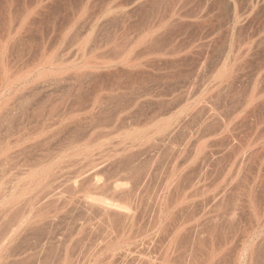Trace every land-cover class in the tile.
Instances as JSON below:
<instances>
[{"label":"rangeland","instance_id":"rangeland-1","mask_svg":"<svg viewBox=\"0 0 264 264\" xmlns=\"http://www.w3.org/2000/svg\"><path fill=\"white\" fill-rule=\"evenodd\" d=\"M0 49V264H264V0H0Z\"/></svg>","mask_w":264,"mask_h":264},{"label":"bare ground","instance_id":"bare-ground-1","mask_svg":"<svg viewBox=\"0 0 264 264\" xmlns=\"http://www.w3.org/2000/svg\"><path fill=\"white\" fill-rule=\"evenodd\" d=\"M0 50H1V49H0ZM1 53H2V52H1ZM1 56H2V55H1ZM14 98H15V97H14ZM12 99H13V98H12ZM16 100H17V99H16ZM8 102H9V101H8ZM0 104H1V103H0ZM14 104H15V103H14ZM16 105H17V104H16ZM16 105H15V106H16ZM22 105H23V104H22ZM52 105H53V104H52ZM15 106H14V107H15ZM55 106H56V105H55ZM2 107H3V106H2ZM17 107H18V106H17ZM27 107H28V106H27ZM30 107H32V106H30ZM5 108H6V107H5ZM5 108H4V109H5ZM49 108H50V107H49ZM52 108H53V107H52ZM40 109H41V107H40ZM54 109H55V108H54ZM11 110H12V109H11ZM15 110H16V109H15ZM29 110H30V109H29ZM49 110H50V109H49ZM49 110H48V111H49ZM2 111H4V110H2ZM2 111H1V112H2ZM25 111H26V110H25ZM48 111H47V113H48ZM4 112H5V111H4ZM7 112H8V111H7ZM7 112H6V113H7ZM21 112L23 113V111H21ZM28 112H29V111H28ZM33 112H34V111H33ZM45 112H46V111H45ZM52 112H53V111H52ZM10 113H11V112H10ZM13 113H14V112H13ZM19 113H20V112H19ZM25 113H26V112H25ZM2 114H3V113H2ZM15 114H16V113H15ZM23 114H24V113H23ZM32 114H33V113H32ZM10 115H11V114H10ZM30 115H31V113H30ZM0 116L2 117L1 113H0ZM6 116H7V115H6ZM4 117H5V116H4ZM35 117H36V116H35ZM26 118H27V117H26ZM39 118L41 119L40 116H39ZM1 119H2V118H1ZM6 119H9V118H6ZM29 119H30V118H29ZM31 119H32V117H31ZM40 119H39V120H40ZM43 119H45V118H43ZM46 119H47V118H46ZM21 120H22V119H21ZM27 120H28V119H27ZM34 120H35V119H34ZM39 120H37V121H39ZM71 120H73V119H71ZM37 121H36V122H37ZM14 122H15V120H14ZM54 122H55V121H54ZM8 123H9V122H8ZM10 123H11V122H10ZM17 123H18V122H17ZM19 123H20V122H19ZM19 123H18V125H19ZM29 123H30V122H29ZM41 124H42V123H41ZM72 124L74 125V123H72ZM20 125H21V124H20ZM50 125H51V124H50ZM26 126H27V125H26ZM30 126H31V125H30ZM43 126H44V124H43ZM47 126H48V125H47ZM7 127H8V126H7ZM37 127H39V126H36V128H37ZM0 128H1V127H0ZM45 128H46V127H45ZM60 128H61V127H60ZM6 129H7V128H6ZM27 129H28V128H27ZM31 129H32V126H31ZM38 129H39V128H38ZM9 130H10V129H9ZM19 130H20V129H19ZM43 130H44V129H43ZM30 131H34V130H30ZM10 132H11V131H10ZM52 132H53V131H52ZM57 132H58V130H57ZM8 133H9V132H8ZM23 133H24V132H23ZM28 133H29V132H28ZM28 133H27V134H28ZM35 133H36V132H35ZM2 134H3V133H2ZM27 134H26V135H27ZM24 135H25V134H24ZM2 136H3V135H2ZM4 136H5V135H4ZM46 136H47V135H46ZM23 137H24V136H23ZM38 137H39V136H38ZM48 137H49V136H48ZM48 137H47V138H48ZM2 138H4V137H2ZM20 138H21V137H20ZM42 138H43V137H42ZM51 138H52V137H51ZM54 138H55V137H54ZM34 139H35V138H34ZM34 139H32V140H34ZM52 139H53V138H52ZM8 140H9V139H8ZM14 140H15V139H14ZM41 140H43V139H41ZM11 142H12V141H11ZM11 142H10V143H11ZM24 142H25V141H24ZM37 142H38V141H37ZM10 143H9V144H10ZM12 143H13V142H12ZM49 143H50V142H49ZM29 144H30V143H29ZM33 144H34V143H33ZM24 145H25V144H24ZM30 145H31V144H30ZM30 145H29V146H30ZM41 145H43V144H41ZM1 147H2V146H1ZM5 147H6V146H5ZM39 147H40V146H39ZM3 148H4V147H3ZM23 148H24V147H23ZM28 148H29V147H28ZM49 148H50V147H49ZM5 149H6V148H5ZM20 149H21V148H20ZM24 149H25V148H24ZM26 149H27V148H26ZM30 149H31V148H30ZM47 149H48V148H47ZM1 150H2V149H1ZM3 150H4V149H3ZM33 151H34V150H33ZM22 152H23V151H22ZM49 152H50V151H49ZM34 154H35V153H34ZM198 154H199V153H198ZM203 154H204V153H203ZM39 155H40V154H39ZM50 155H51V154H50ZM27 156H28V155H27ZM37 156H38V155H37ZM45 157H46V156H45ZM43 158H44V157H43ZM35 159H37V158H35ZM46 159H47V158H46ZM57 159H58V158H57ZM33 160H34V159H33ZM47 160H48V159H47ZM54 160H55V159H54ZM32 162H33V161H32ZM53 162H54V161H53ZM54 163H55V162H54ZM23 164H25V163H23ZM32 164H33V163H32ZM36 164H39V162H37ZM42 164H43V163H42ZM34 165H35V164H34ZM26 166H27V165H26ZM48 167H49V166H48ZM54 168H55V167H54ZM52 171H53V168H52ZM2 172H4V170H3ZM41 172H42V170H41ZM41 172H40V173H41ZM44 172H45V171H44ZM55 172H56V171H55ZM53 173H54V172H53ZM47 174H48V173H47ZM0 175H1V174H0ZM10 176H11V175H10ZM38 176H39V175H38ZM47 176H48V178H49L50 175H47ZM86 176H87V175H86ZM40 177H41V176H40ZM44 177H45V176H44ZM53 177H54V176H53ZM0 178H1V177H0ZM4 178H6L5 180H7V177H4ZM4 178H3V175H2V178L0 179V190H2V189L5 188V186H3V185H5V184H4V182H5V181H4ZM8 179H9V177H8ZM10 179H11V178H10ZM20 179H21V178H20ZM40 180H41V179H40ZM50 180H51V179H50ZM136 180H137V179H136ZM18 181H19V180H18ZM25 181H26V180H25ZM37 181H38V180H37ZM53 181H54V180H53ZM20 182H21V181H20ZM22 182H23V181H22ZM29 182H30V181H29ZM51 182H52V181H51ZM51 182H50V183H51ZM7 183H8V182H7ZM10 183H11V181H10ZM50 183H49V184H50ZM57 183H58V182H57ZM57 183H56V184H57ZM28 184H29V183H28ZM134 184H135V186H136V183H134ZM20 185H21V184H20ZM44 185H45V184H44ZM46 185H47V184H46ZM59 185H60V183H59ZM15 186H16V185H15ZM21 186H22V185H21ZM23 186H24V185H23ZM47 186H48V185H47ZM52 186H53V185H52ZM57 186H58V185H57ZM8 189H9V188H8ZM46 189H47V188H46ZM54 189H55V188H54ZM4 190H5V189H4ZM17 190H18V189H17ZM45 191H46V190H45ZM45 191H44V194H45ZM124 191H125V190H124ZM47 193H49V192L47 191ZM12 194H13V193H12ZM0 195H1V194H0ZM14 195H15V194H14ZM45 195H46V194H45ZM45 195H44V196H45ZM51 196H52V195H51ZM43 198H44V197H43ZM125 198H126V197H125ZM44 199H45V198H44ZM47 199H48V198H47ZM42 200H43V199H42ZM48 200H49V199H48ZM51 201H52V200H51ZM50 203H51V202H50ZM94 203H95V202H94ZM103 203H104V202H103ZM42 204H43V203H42ZM100 204H101V203H100ZM100 204H99V207H100V209H102V212L105 211V212H107V213H112L113 216L116 215V217H117L116 220H118V221L121 220V221H125V222L127 221V222H128V221H131L132 218H133V215L130 214L127 210L125 211V210L119 209L118 206L116 207V206H114V205H111L112 203H111V204H106V205H104V204H103V205H100ZM116 205H118V204H116ZM130 205H131V204H130ZM21 206H22V205H21ZM119 206H120V205H119ZM124 206H125V205H124ZM134 206H135V205H134ZM136 206H137V205H136ZM5 207H6V206H5ZM7 207H8V206H7ZM9 207H10V206H9ZM45 207H46V206H45ZM125 207H127V206H125ZM28 208H29V207H28ZM34 208H35V207H34ZM34 208H33V209H34ZM36 208H37V207H36ZM43 208H44V207H43ZM97 208H98V207H97ZM131 208H132V207H131ZM17 209H18V208H17ZM21 209H22V208H21ZM39 209H41V208H38V210H39ZM100 209H99V210H100ZM129 209H130V208H129ZM156 209H157V208H156ZM169 209H170V208H169ZM3 210H4V209H3ZM96 210H97V209H96ZM29 211H30V210H29ZM33 211H34V210H33ZM129 211H130V210H129ZM9 212H10V211H9ZM140 212H141V211H140ZM103 213H104V212H103ZM107 213H106V216H107ZM132 213H133V212H132ZM136 213H137V212H136ZM112 214H111V215H112ZM161 214H162V213H161ZM29 215H30V214H29ZM109 215H110V214H109ZM153 215H154V214H153ZM155 215H156V214H155ZM27 216H28V215H27ZM11 217H12V216H11ZM25 217H26V216H25ZM21 218H22V217H21ZM109 219H110V218H109ZM111 219H112V218H111ZM23 220H24V219H23ZM116 220H115V221H116ZM158 220H159V219H158ZM6 221H7V220H6ZM108 221H109V220H108ZM21 222H22V221H21ZM125 224H126V223H125ZM114 225H115V224H114ZM133 225H134V224H133ZM129 226H130V225H129ZM154 226H155V225H154ZM123 227H125V226H123ZM117 228H118V227H117ZM122 229H123V228H122ZM0 230H1V229H0ZM117 230H118V229H117ZM119 230H120V229H119ZM126 231H127V230H126ZM128 231H130V230H128ZM177 231H178V230H177ZM1 232H2V230H1ZM126 233H127V232H125V235H126ZM176 234H177V233H176ZM123 235H124V234H123ZM127 236H128V235H127ZM120 237H121V236H120ZM177 237H178V236H177ZM8 238H9V237H8ZM8 238H7V239H8ZM128 238H129V236H128ZM128 238H127V240H129ZM174 238H175V237H174ZM118 239H119V237H118ZM123 239H124V238H123ZM131 239H132V238H131ZM9 240H10V238H9ZM6 241H7V240H6ZM115 241H116V240H115ZM121 241H123V240H121ZM134 241H135V240H134ZM4 242H5V241H4ZM8 242H9V241H8ZM124 243H125V242H124ZM128 243H129V242H128ZM133 243H134V242H133ZM3 244H4V243H3ZM119 244H120V243H119ZM142 244H143V243H142ZM127 245H128V244H127ZM142 246H143V245H142ZM243 246H244V245H243ZM0 247H1V246H0ZM2 247H3V246H2ZM165 247H166V246H165ZM119 248H120V247H119ZM245 248H246V247H245ZM245 248H244V249H245ZM127 249H128V248H127ZM127 249H126V250H127ZM136 249H137V247H136ZM136 249H135V250H136ZM212 249H213V248H212ZM242 249H243V248H242ZM0 250H1V249H0ZM2 250H3V249H2ZM4 250H5V249H4ZM4 250H3V251H4ZM133 250H134V248H133ZM139 250H140V249H139ZM168 250H170V248H168ZM5 251H6V250H5ZM108 251H109V250H108ZM118 251H119V250H118ZM130 251H131V250H130ZM136 251H137V250H136ZM243 251H244V250H243ZM138 252H139V251H138ZM241 252H242V250H241ZM3 253H4V252H3ZM133 253H134V252H133ZM139 253H140V252H139ZM243 253H244V252H243ZM243 253H242V254H243ZM128 254H129V253H128ZM134 254H135V253H134ZM141 254H142V253H141ZM166 254H167V252H166ZM166 254L164 253V255H166ZM113 255H114V254H113ZM117 255H118V253H117ZM131 255H132V254H131ZM136 255H137V254H136ZM147 255H148V254H147ZM153 255H154V254H153ZM159 255H161V254H159ZM208 255H209V253H208ZM240 255H241V253H240ZM0 256H1V255H0ZM109 256H110V255H109ZM114 256H116V255H114ZM129 256H130V255H129ZM141 256H142V255H141ZM168 256H169V255H168ZM9 257H10V256H9ZM111 257H112V255H111ZM150 257H151V256H150ZM155 257H156V256H155ZM161 257H162V255H161ZM241 257H242V256H241ZM6 258H8V257H6ZM238 258H239V257H238ZM117 259H118V258H117ZM135 259H136V258H135ZM137 259H138V258H137ZM154 259H155V258H154ZM157 259L159 260V258H157ZM164 259H165V258H164ZM207 259H208V257H207ZM239 259H240V258H239ZM8 260H9V259H8ZM8 260H7V261H8ZM140 260H142V259H140ZM144 260H145V259H144ZM144 260L140 261L141 263H139V262H138V263H139V264H165V262H164L165 260H164V261H161L162 259H161L159 262H156V261H155V263H152V262H151L152 259H149V260H151V261H144ZM237 260H238V259H237ZM10 261H11V260H10ZM118 261H119V260H118ZM137 261H138V260H137ZM153 261H154V260H153ZM166 261H167V260H166ZM4 262H5V261H4ZM14 262H15V260H14ZM108 262H109V261H108ZM127 262H128V261H127ZM127 262H126V263H127ZM135 262H136V261H135ZM6 263H7V262H6ZM6 263H5V264H6ZM105 264H107V263H105ZM128 264H129V263H128ZM166 264H167V262H166Z\"/></svg>","mask_w":264,"mask_h":264}]
</instances>
